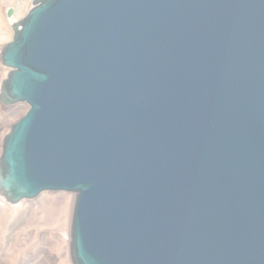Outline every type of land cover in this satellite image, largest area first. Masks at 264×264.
<instances>
[{
  "label": "water",
  "instance_id": "water-1",
  "mask_svg": "<svg viewBox=\"0 0 264 264\" xmlns=\"http://www.w3.org/2000/svg\"><path fill=\"white\" fill-rule=\"evenodd\" d=\"M13 30L0 189L77 191L76 264H264V0H37Z\"/></svg>",
  "mask_w": 264,
  "mask_h": 264
},
{
  "label": "rangeland",
  "instance_id": "rangeland-1",
  "mask_svg": "<svg viewBox=\"0 0 264 264\" xmlns=\"http://www.w3.org/2000/svg\"><path fill=\"white\" fill-rule=\"evenodd\" d=\"M36 1L37 0H0V92L3 81L8 77L10 71L12 70L2 62L1 57L4 46L8 44L13 38L14 25L20 24V21L25 17L29 9L36 3ZM18 12L19 15H17ZM13 18L16 21L12 22ZM28 108L29 105L25 101H18L13 104H4L0 99V158L3 151V142L5 136L10 132L12 125L26 113ZM59 193L71 195L73 198V203L75 200V194H78L77 191L47 190L41 192L36 197L23 198L20 201L13 203V205L5 203L0 197V206L2 205V211L0 212V247L4 242V237H10L12 240L10 242L9 249L4 247L3 250H0V262L2 264H15V262H19L18 260L22 259L26 251L32 254L43 252L44 254H42L45 258L43 259L46 261L44 264H58L60 260L59 255L64 252L60 242L58 241L60 238H64L67 242L68 261L69 264H71L69 250V229L73 204L70 210L71 215L69 222L65 228L59 227L57 224L48 223L47 225L44 223V221L49 216H54L53 221H55V215L59 209L57 205L51 204L43 211L39 209V200L41 197L53 196ZM13 207H20V210L14 214L12 212ZM36 229L40 232L48 230L50 235H52L53 239L50 241L49 246L44 244V236L40 237L38 241L35 237L33 240L23 239V234L25 232H33L34 234ZM15 238L19 240L17 242L15 241V243H17L16 245L13 244L14 240H16ZM20 242L23 247L19 246L18 243ZM5 246H7L6 243ZM71 258H73L72 252Z\"/></svg>",
  "mask_w": 264,
  "mask_h": 264
},
{
  "label": "bare ground",
  "instance_id": "bare-ground-1",
  "mask_svg": "<svg viewBox=\"0 0 264 264\" xmlns=\"http://www.w3.org/2000/svg\"><path fill=\"white\" fill-rule=\"evenodd\" d=\"M19 15V12L18 14ZM16 17V15H15ZM16 20H14V18L12 19V22H14ZM0 197L3 199V201L5 203H8L10 205H13V203L15 202H11L7 199L4 191L2 189H0ZM76 198H77V195L75 194V200H74V203H73V198L71 195L69 194H66V193H59V194H56V195H53V196H45V197H41V199L39 200V209H41L42 211L44 209H46L49 205L51 204H55L58 206V212L57 214L55 215V221L54 220V216H47L48 218L44 221V223H46L48 225V223H52V224H57L59 227H62V228H65L67 227L68 225V222H69V218H70V210L72 208V204H73V210H72V217H71V222H70V229H69V250H70V263L71 264H75L74 262V259L71 258V252H72V225H73V218H74V210H75V202H76ZM1 202V201H0ZM3 204V203H2ZM23 208V207H22ZM38 209V208H37ZM37 209H36V212H37ZM20 210V207H13L12 208V212L14 214H16L18 211ZM2 211V205L0 206V212ZM46 211V210H45ZM52 214V213H51ZM55 214V213H54ZM60 221V222H58ZM36 229L34 234L33 232H25L23 234V239H27V240H33V239H38L42 236H44V244L49 246L50 244V241L53 239L52 238V235H50V233L48 232V230L44 231V232H40ZM6 232V231H5ZM2 235V234H1ZM35 237V238H34ZM4 242L2 243L1 247H0V250H3L4 247H6V249H9L10 247V242L12 241L10 239V237H4L3 238ZM16 239V238H15ZM15 241H19L18 239L14 240V245H16L17 243H15ZM62 246V249H63V253H61V255H59V262L58 264H69V261H68V250H67V242L65 241L64 238H60L58 240ZM5 243L7 244V246H5ZM19 246H22L23 245L20 243H18ZM25 245V244H24ZM19 249V248H18ZM8 251V250H6ZM43 252H40V253H30V252H25L22 259L21 260H18L19 262H15V264H44V262H46L43 257ZM44 258V259H43ZM12 262V261H11ZM0 264H2L0 262ZM4 264V263H3Z\"/></svg>",
  "mask_w": 264,
  "mask_h": 264
}]
</instances>
